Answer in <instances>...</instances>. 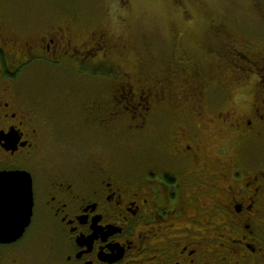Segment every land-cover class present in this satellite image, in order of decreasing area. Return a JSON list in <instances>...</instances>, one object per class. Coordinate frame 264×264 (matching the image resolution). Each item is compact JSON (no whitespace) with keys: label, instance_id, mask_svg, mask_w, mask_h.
Here are the masks:
<instances>
[{"label":"flooded vegetation","instance_id":"1","mask_svg":"<svg viewBox=\"0 0 264 264\" xmlns=\"http://www.w3.org/2000/svg\"><path fill=\"white\" fill-rule=\"evenodd\" d=\"M81 18L71 14L65 29L46 16L48 30L27 38L0 26V176L30 177L33 194L22 234L0 233V264H264V41L225 17L198 57L186 49L179 57V46L171 64L163 52L149 56L156 81L107 75L119 89L113 96L64 89L77 86L71 73L66 81L60 73L29 78L32 60L82 74L61 56L84 53L56 35L71 29L82 47L97 45L89 54L101 50L105 34L81 29ZM161 70L176 77L170 104ZM184 75L193 88L182 85ZM108 121L125 135H106ZM78 122L96 125L106 141L89 145L101 153L81 166ZM147 138L151 152L137 146ZM127 143L133 153L121 165L112 144Z\"/></svg>","mask_w":264,"mask_h":264},{"label":"rangeland","instance_id":"2","mask_svg":"<svg viewBox=\"0 0 264 264\" xmlns=\"http://www.w3.org/2000/svg\"><path fill=\"white\" fill-rule=\"evenodd\" d=\"M71 12L82 16L78 25L81 29L86 28L98 34L96 29L101 28L100 31L105 34V37L102 39V46L97 47L101 48L100 53L114 52L116 58H120L124 54L137 56V61L131 58L130 74L146 80L147 83H149L147 78L153 80L156 73H158L156 62L153 64L151 58L148 62L149 56H156V54L163 52V57L170 58L174 49L179 46V57L183 49L198 57L201 53L202 42L210 40L205 34L206 27L210 23L212 24L210 27L213 24H219L225 15L233 16L235 25H243L245 27L243 31L252 37V41H264V0H0V26L5 27V31L18 32L21 36L27 38V34L31 31L44 33L48 30L50 23L47 24V20H44L46 16H49V19H53L54 15L57 16V21L62 24V28L67 29L68 25L65 21L71 15ZM62 18H64L63 21ZM65 29H61L56 33V35L62 33V38H60V42L63 41L62 46H66L67 42L71 41L72 47L76 46L78 51L84 54H89L87 49L92 50L97 46L93 42L88 45V48L82 47V43L86 40L75 37L71 29L65 35ZM199 29H203L201 33H198L200 32ZM68 35L71 37L68 38ZM62 46L59 45L56 55L51 53L52 57L64 51L65 48ZM159 46H163V48ZM140 48L143 49L140 50ZM77 63L78 60L73 62L75 66H77ZM135 65L139 69L133 72L131 67ZM57 69L55 67L41 69L37 61L32 60L28 63L29 74L27 76L30 78L33 74V76L47 78L60 73L62 75L60 79L66 81V74L71 73L77 80L76 84L79 83L77 86H83L84 83H81L83 77L76 75L79 74L78 70L65 71L63 69L59 71ZM124 72L126 71L124 70ZM161 72L166 88L169 86L168 84H177L176 77L171 75V72L166 70H161ZM96 80L97 78L86 82L89 85L85 89L90 91L92 90L90 86L99 85ZM73 84L72 82L66 83L64 89L70 86L72 88L76 87ZM27 89L34 99L37 98L38 93L34 89L32 79H28ZM167 91L169 97L165 101L170 104L178 89H173L172 86L168 87V90L162 95L166 94ZM179 103H183V101ZM167 111L168 117L166 116V119L168 120L173 109L170 107ZM130 113L132 114V112ZM124 115L127 118L129 117L126 114ZM81 127L82 134L78 137L76 143L80 166L83 161L88 159V156L101 153L102 148H89V145L100 147L101 144L106 143L102 139L99 141L101 131L96 133L86 126L82 125ZM124 130L122 126H119L109 132L103 131L113 139L116 133L121 132L124 136ZM147 139L141 140V143H138L137 146L147 147L148 152H151L153 142L151 139H148V141ZM216 140L227 144L222 136H218ZM112 147L117 149V157L120 159L119 164L123 165L122 161H128L127 157L129 160L131 159L129 154L133 152L129 143L123 147L112 144ZM131 161H134V159Z\"/></svg>","mask_w":264,"mask_h":264},{"label":"trees","instance_id":"3","mask_svg":"<svg viewBox=\"0 0 264 264\" xmlns=\"http://www.w3.org/2000/svg\"><path fill=\"white\" fill-rule=\"evenodd\" d=\"M226 18L229 21L232 20V17L226 16ZM210 25H212V24L210 23ZM210 25L208 27H206V30H207V31L205 30L206 31L205 32L206 37L208 36V32L210 30H212V28H213V27H210ZM202 30L203 29H199L200 32H198V33H201ZM196 33H194V34H196ZM206 47H207L206 42L203 41L202 47H201L202 50ZM140 49L142 50L143 48H140ZM95 52L100 53L101 50L95 51ZM95 52L90 53V54H79L78 53V54H74L73 56L69 55V54H65V55H62L61 57H62V59H67V58L73 59L72 63L74 61H77V60L79 61L78 63H80L82 65L83 71H82V74H76L77 76H79V77L91 76V77H85V79L82 78L81 83H84L83 86H76L75 89L81 90L82 88H86V86L89 85V83H86V82L92 81L93 79L97 78L96 81L99 83V85L90 86L93 90V91L91 90V92L99 94L103 91V94H106L111 90L110 96H113L115 94L114 92L118 91L119 89H118V86L113 85L112 78H110L109 76L107 77V75H111L112 73L118 72L119 76H120V72L122 73V72H124V70L126 71L127 74H130L129 65L131 62V58H133L135 61H137V56L133 57L130 54H124L122 57L116 58L115 57L116 55L114 54V52H109L107 54L108 55L107 58H102V53H105V52H102L100 54L95 53ZM95 54H96V56H95ZM169 61L171 64L170 58H169ZM53 67L58 68L55 64L52 65V68ZM131 70L133 72H134V70H137V65H135L134 67H131ZM130 75H132V74H130ZM135 75H136V73H135ZM156 76H157V73H156ZM156 76L154 77L153 80L151 79L152 82L156 81ZM134 77H135L134 75H132V77L131 76L129 77L133 84L137 83L136 80H132V79H134ZM184 77H187V78H184L182 80V85H184V86L187 85V86L193 88L194 84H193V81L191 80L190 75H187V76L184 75ZM159 90H160V93H162V85H159ZM91 92H90V95L92 96ZM154 101H155V99H154ZM110 123L111 122L108 121L109 127H110V125L112 126V124H110ZM81 125H82V123L78 122V125L74 129V130H77L78 137L82 134ZM95 126L96 125L90 124L88 128H89V130H92L94 132H96V131L98 132V129ZM123 146H121V147H123Z\"/></svg>","mask_w":264,"mask_h":264},{"label":"water","instance_id":"4","mask_svg":"<svg viewBox=\"0 0 264 264\" xmlns=\"http://www.w3.org/2000/svg\"><path fill=\"white\" fill-rule=\"evenodd\" d=\"M3 183L0 185V233L10 234V230H19L30 223L32 214V181L30 177L22 180L19 176H0ZM14 183V188L12 184Z\"/></svg>","mask_w":264,"mask_h":264},{"label":"snow or ice","instance_id":"5","mask_svg":"<svg viewBox=\"0 0 264 264\" xmlns=\"http://www.w3.org/2000/svg\"><path fill=\"white\" fill-rule=\"evenodd\" d=\"M2 183H3V178L0 177V185H2ZM0 210H2V209H0Z\"/></svg>","mask_w":264,"mask_h":264},{"label":"clouds","instance_id":"6","mask_svg":"<svg viewBox=\"0 0 264 264\" xmlns=\"http://www.w3.org/2000/svg\"><path fill=\"white\" fill-rule=\"evenodd\" d=\"M237 99L239 100V99H240V97L238 96V97H237Z\"/></svg>","mask_w":264,"mask_h":264},{"label":"bare ground","instance_id":"7","mask_svg":"<svg viewBox=\"0 0 264 264\" xmlns=\"http://www.w3.org/2000/svg\"><path fill=\"white\" fill-rule=\"evenodd\" d=\"M33 202V201H32Z\"/></svg>","mask_w":264,"mask_h":264}]
</instances>
